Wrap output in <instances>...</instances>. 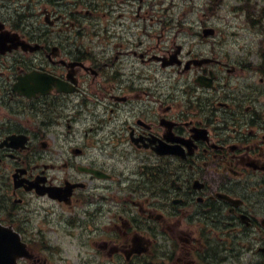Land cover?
<instances>
[{
  "label": "flooded vegetation",
  "instance_id": "1",
  "mask_svg": "<svg viewBox=\"0 0 264 264\" xmlns=\"http://www.w3.org/2000/svg\"><path fill=\"white\" fill-rule=\"evenodd\" d=\"M114 1L0 0V223L19 263L65 264L50 232L74 227L76 264H264V43L207 20L195 43L147 47L160 25L97 41Z\"/></svg>",
  "mask_w": 264,
  "mask_h": 264
},
{
  "label": "rangeland",
  "instance_id": "2",
  "mask_svg": "<svg viewBox=\"0 0 264 264\" xmlns=\"http://www.w3.org/2000/svg\"><path fill=\"white\" fill-rule=\"evenodd\" d=\"M210 0H115L113 12L118 14L117 18L111 22L107 28L108 23H100L95 19L91 24L92 35L97 41L105 42V31L112 42L122 44L123 41L138 42V36L147 37L145 32L150 29L152 25H160L161 28H154L150 38L146 39L145 45L147 47H154L156 43L160 45L163 43H170L171 37L175 41L180 42H194L190 37V33L200 26L204 20L210 23L211 26L218 30L224 31L225 26H230L229 33L226 34V41L231 43L239 42L247 44L251 42L264 43V17H254L247 23L249 9H256V12L264 14V0H254L256 6L250 4H240L241 0H231L237 5L235 10L225 9L226 0L224 3L219 1L221 5L217 8L215 14L211 15V9L208 3ZM208 3V4H207ZM229 7V5H228ZM137 14H140V19L137 20ZM136 15V18L132 16ZM210 15V16H209ZM209 16V17H208ZM120 17V18H119ZM105 20V19H103ZM132 22V25L130 24ZM135 26V23H139ZM135 24V25H134ZM127 26V28L125 27ZM209 26V25H208ZM170 28V29H166ZM117 32L114 33V30ZM103 32V33H100ZM131 32L132 34H129ZM158 35V36H156ZM128 37V38H127ZM101 38V39H100ZM197 47L196 45H194ZM165 75V73L163 72ZM187 76H183L181 80H185ZM180 83V79L175 78ZM116 159L118 158L117 155ZM120 162L117 161L116 167H119ZM51 240H56L62 251L63 260L65 264H76V239L77 230L74 227L67 229L66 235L60 231L57 237L52 231L50 232ZM76 235V237H75Z\"/></svg>",
  "mask_w": 264,
  "mask_h": 264
},
{
  "label": "water",
  "instance_id": "3",
  "mask_svg": "<svg viewBox=\"0 0 264 264\" xmlns=\"http://www.w3.org/2000/svg\"><path fill=\"white\" fill-rule=\"evenodd\" d=\"M25 244L9 227L0 225V264H17V258L27 255Z\"/></svg>",
  "mask_w": 264,
  "mask_h": 264
}]
</instances>
